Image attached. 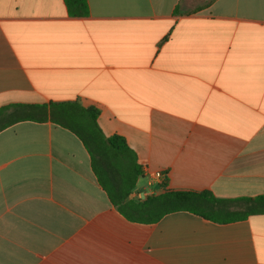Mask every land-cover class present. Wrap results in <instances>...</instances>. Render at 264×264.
<instances>
[{
  "label": "crops",
  "instance_id": "crops-1",
  "mask_svg": "<svg viewBox=\"0 0 264 264\" xmlns=\"http://www.w3.org/2000/svg\"><path fill=\"white\" fill-rule=\"evenodd\" d=\"M87 4L0 0V107H95L142 167L130 199L162 192L156 171L171 190L264 195V0ZM0 264H264V214L129 222L73 133L19 121L0 130Z\"/></svg>",
  "mask_w": 264,
  "mask_h": 264
},
{
  "label": "trees",
  "instance_id": "trees-1",
  "mask_svg": "<svg viewBox=\"0 0 264 264\" xmlns=\"http://www.w3.org/2000/svg\"><path fill=\"white\" fill-rule=\"evenodd\" d=\"M214 0H207L212 2ZM70 16L88 14L87 0H63ZM196 9V8H195ZM176 12V11H175ZM99 111L77 101L49 104H9L0 107V130L19 121L49 120L73 133L85 147L92 172L109 202L127 221L153 224L164 215L188 212L203 219L226 224L264 214V195L218 198L210 191H178L166 188L143 200L129 198L142 176L135 152L117 134L106 136L98 124Z\"/></svg>",
  "mask_w": 264,
  "mask_h": 264
},
{
  "label": "built area",
  "instance_id": "built-area-1",
  "mask_svg": "<svg viewBox=\"0 0 264 264\" xmlns=\"http://www.w3.org/2000/svg\"><path fill=\"white\" fill-rule=\"evenodd\" d=\"M165 180V176L159 172V171H156V172H152L150 174H147V182H146V185L149 187L153 184H156L158 186H161L163 184ZM150 195V194H148ZM148 195L144 194L145 197H147ZM138 200H140L141 198L139 197V194H138Z\"/></svg>",
  "mask_w": 264,
  "mask_h": 264
},
{
  "label": "rangeland",
  "instance_id": "rangeland-1",
  "mask_svg": "<svg viewBox=\"0 0 264 264\" xmlns=\"http://www.w3.org/2000/svg\"><path fill=\"white\" fill-rule=\"evenodd\" d=\"M195 1L201 4L203 2H206L207 0H195Z\"/></svg>",
  "mask_w": 264,
  "mask_h": 264
}]
</instances>
